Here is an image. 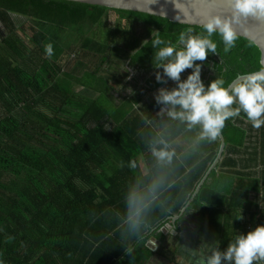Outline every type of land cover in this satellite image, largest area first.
Returning <instances> with one entry per match:
<instances>
[{
  "label": "trees",
  "instance_id": "trees-1",
  "mask_svg": "<svg viewBox=\"0 0 264 264\" xmlns=\"http://www.w3.org/2000/svg\"><path fill=\"white\" fill-rule=\"evenodd\" d=\"M14 15L27 21L17 26ZM0 22L8 30L0 39V264H144L152 254L138 237L150 222L164 219L167 209L176 206V212L186 204L217 153L198 152L193 157L180 152L171 165L161 166L149 150L155 165L147 171L141 165L130 169L129 162L142 153L134 143L141 145L146 132L152 143L156 131L150 126H126L132 121L124 118L125 113L116 118L123 122L112 126V101L104 103L103 93L128 75L118 52L130 55L128 67L144 74L155 69V50L150 42L143 46V41H151L152 32L158 31L175 44L190 25L68 0H0ZM211 38L218 54L197 61L203 65L206 86L218 77L227 86L237 74L259 69L261 52L251 40L238 36L235 47L224 52L221 37ZM47 43L53 44L51 58L44 51ZM119 69L121 79L112 80ZM192 71L185 70L181 78ZM79 85L103 97L93 101L76 91ZM172 87L175 83L168 86ZM247 120L241 112L226 121L222 132L229 152L245 145L252 129L251 123L244 125ZM174 123L176 134L186 130ZM138 130L141 133L133 138ZM259 130L264 139V126ZM222 162L228 169L211 172L212 183L203 186L201 197L208 207L211 197L219 207L229 200L230 209H240L243 216L247 208L251 217L247 222L238 216L233 235L225 230L222 245L227 248L239 233L264 225V207L249 202V192L261 189L258 178L237 169L234 157ZM153 182L160 185L156 198L140 229L132 232L123 220L126 191L132 186L144 191ZM218 209L208 208V228L216 233L225 228ZM106 213L109 223L101 221ZM129 245L135 246L131 255L124 251ZM190 258V264H198L199 256Z\"/></svg>",
  "mask_w": 264,
  "mask_h": 264
},
{
  "label": "clouds",
  "instance_id": "clouds-1",
  "mask_svg": "<svg viewBox=\"0 0 264 264\" xmlns=\"http://www.w3.org/2000/svg\"><path fill=\"white\" fill-rule=\"evenodd\" d=\"M148 5L158 4L159 0H147ZM176 10V20H191L193 13L203 21L199 26L201 32L196 33L193 27H188L179 33L175 44L161 38L160 32L153 31L151 41H143V46L151 43L155 50L153 65L156 80L159 83L175 82V87L160 88L155 95V101L161 105L160 113H166L172 121H178L189 132L196 131L195 140L198 143L215 142L230 118L240 116L243 112L253 128L264 126V57L259 61L256 71L237 74L225 86L223 78H217L205 85L202 80V63L209 53H217V43L211 38L214 34L221 37L224 52L235 47L238 35L233 27L242 18L249 16L264 19V0H215V3L230 11L231 15L213 13L208 7V0H166ZM152 14H156L149 7ZM161 15L166 16V10L161 7ZM48 58L54 55L52 43L44 48ZM193 71L182 79V73ZM159 114V113H158ZM151 156L158 165H171L176 151L165 139L155 140L149 145ZM123 166V165H121ZM128 167L137 168V160L132 159ZM160 185L153 182L147 190L132 186L125 194L126 223L132 232H137L143 223L146 212ZM239 219H243L241 216ZM131 255L134 248L129 245L124 249ZM199 255L198 264H264V225H258L247 234L239 233L227 248L220 246L202 248L193 255Z\"/></svg>",
  "mask_w": 264,
  "mask_h": 264
},
{
  "label": "crops",
  "instance_id": "crops-1",
  "mask_svg": "<svg viewBox=\"0 0 264 264\" xmlns=\"http://www.w3.org/2000/svg\"><path fill=\"white\" fill-rule=\"evenodd\" d=\"M118 53L120 56L124 55L125 57L122 56V58L126 59L129 63L130 55L123 52ZM113 57L114 56L112 55L111 59H113ZM127 69L129 72L126 80L113 87H109L107 91L103 93V95L105 94L107 96L104 98V103H109L106 102L107 99L112 101L110 104L112 107V115L114 116V118L112 117L110 121L112 126H115L117 124L116 122L121 124L123 120L117 121L116 118L121 117L123 113H125L124 118L132 121L131 124H127L126 126H140L142 129L148 126L152 127L156 131L154 139L167 140L171 147L175 149L176 153H189V155L191 153L193 157L198 152L202 153V155H207L212 151L218 153L220 142L219 145L216 141L211 143L207 141L198 143L195 140L197 130H193L191 132L184 130L183 132L176 134V128L173 127L176 122L174 123V121L170 120L167 115L163 117L160 116L163 113H160L161 105L156 103L155 95L158 93L160 88H168V86L175 83L173 81H167V83H163L161 86L155 88V84L159 83L156 80V72H162L161 69H150L144 74H141L137 69H133L128 66ZM111 79L120 80L121 77L115 73L111 75ZM76 91L93 101H97L103 97L101 92L83 85H79ZM167 120L168 122H166ZM139 122H142V124L139 125ZM249 123L251 122L247 120L244 125L248 126ZM141 131L142 130H138L137 134L134 132L132 137L136 138ZM149 145V133L147 132L142 136L141 145L138 142H135L133 145V147H141L139 151L142 153L136 155L137 165H141L142 169L146 171L148 170L149 165H155V162L148 158L150 150ZM263 146L264 139L262 132L259 129L252 127V129L248 132L245 145L243 147H239L238 152L231 153L229 152V144H227L226 152L224 154L225 156L222 159L223 161L228 156L234 157L237 161V169L247 174L249 177L258 178L261 189L259 191L249 192V202L254 205L256 204L258 209L264 207ZM147 148L148 150L144 152V149ZM221 162L220 165H215L209 171L204 182L198 189L197 194L194 195L205 174L202 176L185 205L180 206L176 212L173 211L176 206L174 208L167 209L164 219L159 222H150L148 226L144 228L138 239L143 240V248L149 249L152 254L144 264H175L173 261H177V264H181L182 262V264H190L189 259H191V256H194V251L198 253L202 248L216 246H220L221 250L226 249L222 245L224 238L229 232V235H233V224H236L235 220L238 216H241L243 211L241 212L240 209H237V212L236 209H230L229 200H227L223 206L219 207V203L211 197V194L209 195V198L211 197L210 200L212 203L208 207L206 200L202 198L200 194L203 186L210 185L212 183V177L210 174L213 170H216L219 174L221 170L223 172L225 169H228V166L221 165L223 163ZM228 197L230 196L226 195V198ZM244 206L249 207L246 205ZM208 208H220L218 209V212H220V215L223 216L225 228L221 229L218 233L215 232V229L208 228L209 217L211 215V213L208 212ZM252 210L255 211L256 208L253 207ZM246 212H248V214L245 213L243 215V220L248 222L251 217L247 208ZM149 218L151 217H147V219ZM212 224H214V222H212ZM226 229L229 232L226 233ZM215 239H217V241L213 243ZM135 241H133V243ZM132 247L135 248L134 245ZM173 252H175L174 255H171L170 253ZM197 256L199 255L197 254ZM225 264H227V262H225Z\"/></svg>",
  "mask_w": 264,
  "mask_h": 264
},
{
  "label": "water",
  "instance_id": "water-1",
  "mask_svg": "<svg viewBox=\"0 0 264 264\" xmlns=\"http://www.w3.org/2000/svg\"><path fill=\"white\" fill-rule=\"evenodd\" d=\"M68 1H75V2H82L91 5H99V6H106L114 9H122V10H130V11H137L143 12L147 14H152L149 10V7L153 9L156 13L155 16H160L169 19L170 21L178 22L181 24H186L190 26H200L202 24V20L198 15L193 13V18L191 20H176L175 16L177 15L176 10L171 3H166V0H159L158 4L148 5L147 0H68ZM164 7L166 10L167 15H161V7ZM208 7L213 11V13H222L225 15H231L230 11L219 7L215 0H208ZM234 29L237 32V35L240 37H244L246 39L251 40V42L259 48L261 52V58L264 57V19H259L257 17L249 16L247 18H242L239 23L233 24ZM236 118V117H235ZM220 146L215 157L214 161L212 162L209 169L206 171L204 177L202 178L200 184L198 185L194 195L197 194L198 189L202 185L207 177L209 171L215 166L220 165L223 157L225 156L227 142L225 140V136L223 132L220 135Z\"/></svg>",
  "mask_w": 264,
  "mask_h": 264
},
{
  "label": "rangeland",
  "instance_id": "rangeland-1",
  "mask_svg": "<svg viewBox=\"0 0 264 264\" xmlns=\"http://www.w3.org/2000/svg\"><path fill=\"white\" fill-rule=\"evenodd\" d=\"M13 18H14L17 26H21L25 21H27L26 17L20 16V15H14ZM7 32H8L7 28L3 25V23L0 22V39H2V37L7 35ZM122 56L125 57L124 55H122ZM114 72L116 74H118L119 77H121V70L120 69L114 70ZM129 79H130V76H129ZM109 219H110L109 213H106V218L101 219V221L109 223V221H110ZM123 220H126V219H123Z\"/></svg>",
  "mask_w": 264,
  "mask_h": 264
},
{
  "label": "flooded vegetation",
  "instance_id": "flooded-vegetation-1",
  "mask_svg": "<svg viewBox=\"0 0 264 264\" xmlns=\"http://www.w3.org/2000/svg\"><path fill=\"white\" fill-rule=\"evenodd\" d=\"M120 60L122 61L121 63H120V65H123V63H124V66L125 67H127L128 65V61L126 60V59H124V58H122V56H120ZM138 70V69H137ZM171 81V80H170Z\"/></svg>",
  "mask_w": 264,
  "mask_h": 264
}]
</instances>
